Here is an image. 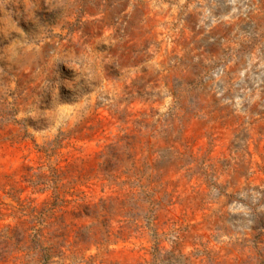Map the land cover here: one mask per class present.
<instances>
[{"label":"rangeland","instance_id":"374dc122","mask_svg":"<svg viewBox=\"0 0 264 264\" xmlns=\"http://www.w3.org/2000/svg\"><path fill=\"white\" fill-rule=\"evenodd\" d=\"M0 264H264V0H0Z\"/></svg>","mask_w":264,"mask_h":264}]
</instances>
